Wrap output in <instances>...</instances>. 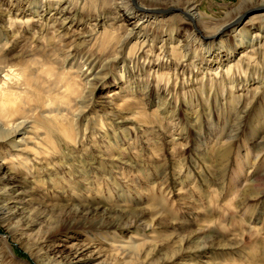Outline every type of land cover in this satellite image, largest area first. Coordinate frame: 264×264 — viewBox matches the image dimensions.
I'll list each match as a JSON object with an SVG mask.
<instances>
[{
  "label": "rangeland",
  "instance_id": "obj_1",
  "mask_svg": "<svg viewBox=\"0 0 264 264\" xmlns=\"http://www.w3.org/2000/svg\"><path fill=\"white\" fill-rule=\"evenodd\" d=\"M136 2L0 0V264H264V0Z\"/></svg>",
  "mask_w": 264,
  "mask_h": 264
},
{
  "label": "bare ground",
  "instance_id": "obj_2",
  "mask_svg": "<svg viewBox=\"0 0 264 264\" xmlns=\"http://www.w3.org/2000/svg\"><path fill=\"white\" fill-rule=\"evenodd\" d=\"M182 11H183L182 13L189 14L194 19V17L190 13L184 11L183 9H182ZM259 14L262 15L263 13H259ZM252 17L255 18L256 14ZM250 21H251V18H250ZM197 30H198V28H197ZM0 50H3V48L0 47ZM70 55L71 54H69L67 56V58L70 57ZM65 63H66V61H65ZM82 66L78 67V69L80 70L81 74L85 75V77H86V80L84 82L86 84L85 88H88L92 85V83H94L91 81V79L89 77V76H91L90 75V73L92 72L91 70H93L94 68L90 69L89 72H87L86 70H88L90 67L84 68ZM84 66H85V64H84ZM64 69H65V66H64ZM96 74H98V73H96ZM57 75H58V77H60L61 74L58 72ZM92 79L94 80L95 77ZM96 79H98V78H96ZM73 85L71 88L73 89L74 94H78L79 91L78 90L76 91L77 88H75ZM44 88H46V87H44ZM49 91H51V88L45 90V92L47 93L46 94V101L47 102H50L52 100V96H50ZM32 93L33 92H32L31 80L29 77H26V75L24 74V70L14 69L12 66L6 65L5 63H3L0 60V140H5V139L11 140L14 137H16L18 134H21V132L23 134L27 133L29 118H28V116H25L27 113L19 116L22 113H20L21 112L19 110L20 108L17 107V105H21V104L28 105L27 97L30 94H31L30 96H32L33 95ZM9 94H14L15 95L14 99L7 98ZM38 97L41 98L40 95ZM76 101H77V99H76ZM50 104H52V102ZM26 111L29 112L28 110H26ZM58 111H59L58 114H56L57 116H55V117L51 116L53 119L57 120V121H55L56 123H58L61 120L63 121L66 119L65 118L66 115L63 114L62 109L58 110ZM13 113H16L15 115L18 116L14 120H12V118H11ZM55 132H57V131H55ZM11 142H14V141H11Z\"/></svg>",
  "mask_w": 264,
  "mask_h": 264
},
{
  "label": "water",
  "instance_id": "obj_3",
  "mask_svg": "<svg viewBox=\"0 0 264 264\" xmlns=\"http://www.w3.org/2000/svg\"><path fill=\"white\" fill-rule=\"evenodd\" d=\"M134 2L137 5L136 0H134ZM137 7H138V9H140L142 11L151 12V13H155V14H158V15H168L171 12H181V13L183 12L182 9L176 8V7H170V8H167V9H148V8H145V7H141L139 5H137ZM256 11H264V7H258V8L256 7L254 9H251L250 11L246 12L245 14H242V15L238 16L235 20L231 21L230 23H227L224 26H222L219 31H224L226 29H230L234 25L242 24L243 22H245L247 20V18L251 14L255 13ZM184 14L187 15L188 17H190L193 22H195V20L189 14H186V13H184ZM198 31L200 32L201 30L198 29ZM203 37L205 39H209V38L213 39V38L217 37V34H213L211 36H203Z\"/></svg>",
  "mask_w": 264,
  "mask_h": 264
}]
</instances>
